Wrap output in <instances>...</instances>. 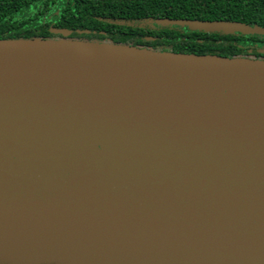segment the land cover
Segmentation results:
<instances>
[{"label":"water","instance_id":"95a60500","mask_svg":"<svg viewBox=\"0 0 264 264\" xmlns=\"http://www.w3.org/2000/svg\"><path fill=\"white\" fill-rule=\"evenodd\" d=\"M51 31L0 39V264H264V60Z\"/></svg>","mask_w":264,"mask_h":264},{"label":"trees","instance_id":"16d2710c","mask_svg":"<svg viewBox=\"0 0 264 264\" xmlns=\"http://www.w3.org/2000/svg\"><path fill=\"white\" fill-rule=\"evenodd\" d=\"M236 21L264 28V0H0V39L71 38L184 54L264 60V35L162 26L150 19Z\"/></svg>","mask_w":264,"mask_h":264}]
</instances>
